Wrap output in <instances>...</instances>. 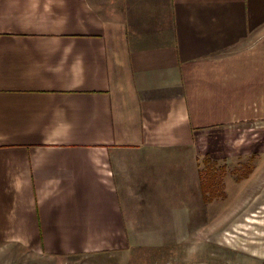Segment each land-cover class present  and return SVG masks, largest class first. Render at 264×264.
<instances>
[{
	"label": "crops",
	"instance_id": "1",
	"mask_svg": "<svg viewBox=\"0 0 264 264\" xmlns=\"http://www.w3.org/2000/svg\"><path fill=\"white\" fill-rule=\"evenodd\" d=\"M261 119L264 0H0V264L150 238L133 207Z\"/></svg>",
	"mask_w": 264,
	"mask_h": 264
},
{
	"label": "rangeland",
	"instance_id": "2",
	"mask_svg": "<svg viewBox=\"0 0 264 264\" xmlns=\"http://www.w3.org/2000/svg\"><path fill=\"white\" fill-rule=\"evenodd\" d=\"M203 140V147L197 149L199 183L193 182V174H172L161 205L145 206L149 201L144 200L142 206L133 207L135 225L145 227L150 238L132 240L124 249L106 252L28 255L25 262L264 264V119L205 132ZM202 170L207 172L203 185L210 192L203 201L199 199ZM164 201L173 206H165ZM181 216L188 220L181 222ZM7 262L19 264V256L8 255Z\"/></svg>",
	"mask_w": 264,
	"mask_h": 264
},
{
	"label": "trees",
	"instance_id": "3",
	"mask_svg": "<svg viewBox=\"0 0 264 264\" xmlns=\"http://www.w3.org/2000/svg\"><path fill=\"white\" fill-rule=\"evenodd\" d=\"M207 172H205V170H202V172L200 173V188H202V195H203V199H205L206 198V195L208 194V193H210L208 190V187L207 186H205L204 187V185H203V176H204V174H206ZM211 191V190H210ZM212 192H214V191H212Z\"/></svg>",
	"mask_w": 264,
	"mask_h": 264
}]
</instances>
